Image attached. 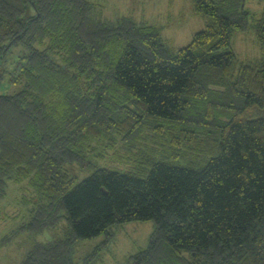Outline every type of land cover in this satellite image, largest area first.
I'll return each mask as SVG.
<instances>
[{"label": "trees", "instance_id": "1", "mask_svg": "<svg viewBox=\"0 0 264 264\" xmlns=\"http://www.w3.org/2000/svg\"><path fill=\"white\" fill-rule=\"evenodd\" d=\"M192 4L204 29L174 50L90 0H0V90L18 87L0 92V201L33 191L0 242L28 234L19 264H96L112 227L149 220L123 264H264V53L231 47L250 28L264 50V7Z\"/></svg>", "mask_w": 264, "mask_h": 264}, {"label": "rangeland", "instance_id": "2", "mask_svg": "<svg viewBox=\"0 0 264 264\" xmlns=\"http://www.w3.org/2000/svg\"><path fill=\"white\" fill-rule=\"evenodd\" d=\"M104 10L108 19L119 16L131 17L137 22L147 23L162 28L165 42L174 50L188 45L193 35L204 29V17L193 10L192 0H90ZM264 0H245V9L252 14L260 13ZM231 47L241 60L259 58L264 50L256 43L253 30L237 32L231 38ZM18 90L11 84H3L1 93L9 94ZM77 173L79 179L87 173L79 172L75 167L69 168ZM33 191L26 183L16 185L10 183L6 197L0 201V242L2 236H10L28 217V206L22 199H31ZM65 222L63 223V229ZM155 229V223L149 221H132L117 225L109 230L110 239L107 245L98 251L99 261L96 264H123L127 258L144 249ZM62 224L52 232H45L38 240H49L53 235L61 233ZM14 238V237H13ZM12 238V240H13ZM104 235L79 240L75 243V259L81 258L105 240ZM8 239L6 238V241ZM28 234H20L6 245H0V264H19L30 247Z\"/></svg>", "mask_w": 264, "mask_h": 264}]
</instances>
